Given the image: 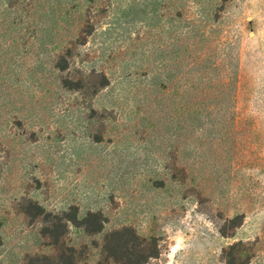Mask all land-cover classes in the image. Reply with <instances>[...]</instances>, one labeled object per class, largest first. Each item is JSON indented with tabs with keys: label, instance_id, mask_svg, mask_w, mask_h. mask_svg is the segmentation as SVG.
Returning <instances> with one entry per match:
<instances>
[{
	"label": "rangeland",
	"instance_id": "374dc122",
	"mask_svg": "<svg viewBox=\"0 0 264 264\" xmlns=\"http://www.w3.org/2000/svg\"><path fill=\"white\" fill-rule=\"evenodd\" d=\"M71 207L106 219L76 264L124 227L150 264H264V0H0V264L57 263Z\"/></svg>",
	"mask_w": 264,
	"mask_h": 264
},
{
	"label": "trees",
	"instance_id": "16d2710c",
	"mask_svg": "<svg viewBox=\"0 0 264 264\" xmlns=\"http://www.w3.org/2000/svg\"><path fill=\"white\" fill-rule=\"evenodd\" d=\"M34 208L38 211V216L44 213L40 206L35 205ZM52 222V228L47 229V231L54 240V245L58 246L59 261L56 263L49 256H43L39 259H42V262H49V264H53V261L56 264H76L75 250L73 248L64 249L61 246L62 238L68 233L71 226L82 228L88 234L99 233L103 231L106 219L100 212H90L86 217L79 218L78 208L71 207L68 212L55 215ZM103 255L106 259H111L117 264H150L154 259L160 258L161 250L155 239L141 238L134 228L124 227L106 235ZM228 264L233 263L228 262Z\"/></svg>",
	"mask_w": 264,
	"mask_h": 264
}]
</instances>
